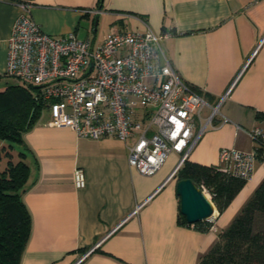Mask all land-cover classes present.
I'll use <instances>...</instances> for the list:
<instances>
[{"label": "crops", "instance_id": "0c3cea01", "mask_svg": "<svg viewBox=\"0 0 264 264\" xmlns=\"http://www.w3.org/2000/svg\"><path fill=\"white\" fill-rule=\"evenodd\" d=\"M20 2L31 3L29 15L44 32L73 31L94 45L111 27L172 30L163 49L178 75L211 105L226 94L215 125L187 159L218 166L221 148L262 146L247 131L264 130V0H103L96 26L99 0H0V75ZM50 117L45 107L23 134L30 174L22 200L31 231L19 264H199L264 180V157L256 158L251 178L221 211L213 203L211 227L202 231L183 223L178 179H167L178 153L143 175L128 162L132 138L79 137L49 125ZM77 167L82 188L73 182Z\"/></svg>", "mask_w": 264, "mask_h": 264}, {"label": "built area", "instance_id": "2783aa9c", "mask_svg": "<svg viewBox=\"0 0 264 264\" xmlns=\"http://www.w3.org/2000/svg\"><path fill=\"white\" fill-rule=\"evenodd\" d=\"M19 6L7 38L3 74L37 87V97L51 113L48 124L68 127L79 137L132 138L128 162L143 175L154 173L176 152L180 157L167 179L174 177L201 135L215 125L226 96L211 105L178 75L163 49V41L174 32H155L147 24L143 30L111 27L94 45L73 31L44 32L29 15L31 3ZM247 133L264 144L260 127ZM256 158L255 148H221L218 167L247 181ZM73 182L76 188L85 186L81 168H75ZM200 188L211 198L203 185Z\"/></svg>", "mask_w": 264, "mask_h": 264}, {"label": "trees", "instance_id": "16d2710c", "mask_svg": "<svg viewBox=\"0 0 264 264\" xmlns=\"http://www.w3.org/2000/svg\"><path fill=\"white\" fill-rule=\"evenodd\" d=\"M100 4V0H99ZM0 77H6L4 74ZM38 89L20 81L0 90V264H19L31 231V218L22 200L29 187L30 166L26 161L23 134L35 124L45 105ZM5 142L7 146H5ZM264 146V144H262ZM255 147L257 158L264 147ZM17 150V159L11 150ZM204 185L221 211L245 182L220 170L185 159L175 175ZM183 223L206 231L209 220ZM199 264H264V180L260 182L231 223L225 227Z\"/></svg>", "mask_w": 264, "mask_h": 264}, {"label": "water", "instance_id": "95a60500", "mask_svg": "<svg viewBox=\"0 0 264 264\" xmlns=\"http://www.w3.org/2000/svg\"><path fill=\"white\" fill-rule=\"evenodd\" d=\"M103 0H100L95 16V26ZM94 26V27H95ZM92 63L90 62L89 69ZM175 192L179 198V213L186 222L193 224L198 221L209 220L214 215V205L201 188L189 178L178 179Z\"/></svg>", "mask_w": 264, "mask_h": 264}, {"label": "rangeland", "instance_id": "374dc122", "mask_svg": "<svg viewBox=\"0 0 264 264\" xmlns=\"http://www.w3.org/2000/svg\"><path fill=\"white\" fill-rule=\"evenodd\" d=\"M16 82H18V80L16 78L2 77V78H0V90H3L8 84H12V83H16ZM44 112H46V111H44ZM2 143H5V142H2ZM5 144H6L5 146H7V143H5ZM11 157L13 160L17 159V150L16 149L11 150Z\"/></svg>", "mask_w": 264, "mask_h": 264}]
</instances>
